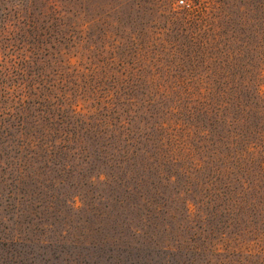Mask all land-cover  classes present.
Here are the masks:
<instances>
[{"label":"rangeland","instance_id":"1","mask_svg":"<svg viewBox=\"0 0 264 264\" xmlns=\"http://www.w3.org/2000/svg\"><path fill=\"white\" fill-rule=\"evenodd\" d=\"M184 1L0 0V264H264V0Z\"/></svg>","mask_w":264,"mask_h":264},{"label":"trees","instance_id":"2","mask_svg":"<svg viewBox=\"0 0 264 264\" xmlns=\"http://www.w3.org/2000/svg\"><path fill=\"white\" fill-rule=\"evenodd\" d=\"M5 1H9V0H2V4H1V8L4 9V11L7 10V7L4 5ZM33 5L31 3V1H28L25 8L22 9V11H16L18 12V15H20L22 12H24V17L25 18H28L30 19V21L27 22V24L29 25V28H33ZM32 8V9H31ZM44 9V10H43ZM41 10V13L44 15V16H48L49 12L47 11H50V13H55V9L53 8V5L51 4V2H46L45 3V8H43ZM12 12V15H17V13H14L13 11ZM56 17L54 18H57V15H54ZM6 21H8V18L5 17V18H2L1 20V28H6ZM50 25H46V27H49ZM115 193V192H114ZM121 195V196H119ZM114 200L117 202V204H120V205H127V204H131L132 206H137L138 207V203H139V199L142 198V195H138V194H134L132 191H130L129 189L125 190L124 194H114ZM142 207L145 209V211H148L149 208L151 207V203L149 201H143L142 202ZM186 209L189 211V206H186ZM138 217L142 218L139 214H138ZM133 232V231H132ZM135 234H138L139 231L138 230H135L134 231ZM11 241V243H17L16 240H9ZM3 244L6 245L7 242H4L3 241ZM87 245L88 246H91L94 250H100L102 252H105V251H108L110 252L113 256L111 257H114L115 261H116V264H166V263H169V260L166 256H172L173 258H175L177 252H179L181 254L182 251H184V248L182 246H177V247H169L168 245L166 244H156L155 245V249H157V254H163V256H159V255H155L157 257V261L156 260H153V258H151V260H148L146 254L144 252H148V251H153L151 249V247H144V248H139V247H135V246H132L130 244H127L126 246H121L118 242L116 241H113V242H110L108 240V238H102V239H99L97 240V242H94L93 240H91V242H87ZM74 246H79L78 244L74 245ZM90 247H84L83 250H85V253L88 254V258H91V262L88 263L86 262V259L83 257V260H84V264H103L102 262V258H100L99 256H96V255H91L89 251ZM155 251V250H154ZM139 252L138 254L134 255V253H137ZM155 253V252H154ZM190 253V255L192 257L194 256H198L200 255V249L197 247V246H192L189 250H188V254ZM66 255H70V254H66ZM115 255V256H114ZM149 255V254H148ZM166 255V256H165ZM184 255H187L184 254ZM86 256V255H85ZM167 259H166V258ZM44 259V258H43ZM109 260V259H108ZM107 261V260H106ZM151 263H150V262ZM194 260H192L191 263H193ZM108 262V261H107ZM109 263V262H108ZM183 264V263H182Z\"/></svg>","mask_w":264,"mask_h":264},{"label":"built area","instance_id":"3","mask_svg":"<svg viewBox=\"0 0 264 264\" xmlns=\"http://www.w3.org/2000/svg\"><path fill=\"white\" fill-rule=\"evenodd\" d=\"M177 3L181 6L185 5V1L184 0H177Z\"/></svg>","mask_w":264,"mask_h":264}]
</instances>
